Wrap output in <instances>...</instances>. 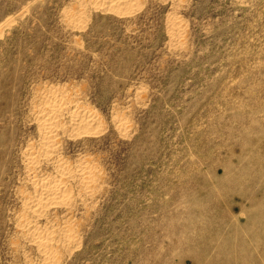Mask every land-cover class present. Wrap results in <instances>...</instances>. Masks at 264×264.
<instances>
[{"label":"rangeland","instance_id":"1","mask_svg":"<svg viewBox=\"0 0 264 264\" xmlns=\"http://www.w3.org/2000/svg\"><path fill=\"white\" fill-rule=\"evenodd\" d=\"M24 220L51 264H264V0H0V264H44Z\"/></svg>","mask_w":264,"mask_h":264},{"label":"bare ground","instance_id":"2","mask_svg":"<svg viewBox=\"0 0 264 264\" xmlns=\"http://www.w3.org/2000/svg\"><path fill=\"white\" fill-rule=\"evenodd\" d=\"M111 1L112 3L120 4V3H126L129 0H111ZM49 101H50L49 104L39 109L38 115H37V118L39 120L38 124L41 127V137H40L41 139L38 144H39V150L41 149L40 152L41 153L43 152L42 154H47L49 152H52L55 147V142H56L54 139H55L56 128H57L56 126L57 124L56 123L57 104L55 102L56 99H53V100L50 99ZM75 111L76 113L71 115V117H73L71 121L72 125H79V124L89 125V124H94V122H96V118L94 114H92L91 111H87L84 109L82 110L79 108L75 109ZM30 149L31 148H29L28 149L29 151L27 152L26 164H28V166L33 168L36 162H38L37 157L39 158L38 156L39 154L35 155L36 153L33 152V150L30 151ZM57 163L60 169L59 175L61 177L63 176L65 177L66 174L67 175L70 174L71 171H68L67 169L68 166H66L65 164H62V162L61 163L57 162ZM78 168H79L78 175L88 182L89 178H91V175H92L91 168L86 164L80 165ZM36 183H37L36 186H37L38 192L34 195L29 196L28 199L26 200V205L27 207L31 209L32 212L40 213L41 211H43L45 205L57 203L59 200H62L65 198L64 197V184L62 182V179H60L59 177L55 179H50V180L49 179L43 180L42 178H40ZM22 225L26 228L32 240H34L35 242H37V244L43 247L42 251L45 253L44 264H51V261L49 260V257L51 256L49 253V247L51 246L52 236L44 232V230L40 228L38 225L30 224V222L27 220H24Z\"/></svg>","mask_w":264,"mask_h":264}]
</instances>
